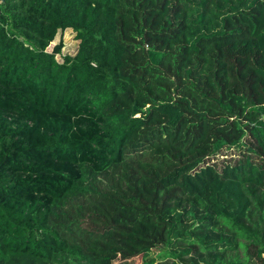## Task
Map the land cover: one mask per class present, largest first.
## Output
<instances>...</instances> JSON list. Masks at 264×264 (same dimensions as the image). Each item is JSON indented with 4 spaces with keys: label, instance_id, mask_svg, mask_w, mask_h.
I'll return each mask as SVG.
<instances>
[{
    "label": "trees",
    "instance_id": "trees-1",
    "mask_svg": "<svg viewBox=\"0 0 264 264\" xmlns=\"http://www.w3.org/2000/svg\"><path fill=\"white\" fill-rule=\"evenodd\" d=\"M102 182L141 264H264V0H0V264H109Z\"/></svg>",
    "mask_w": 264,
    "mask_h": 264
},
{
    "label": "rangeland",
    "instance_id": "rangeland-1",
    "mask_svg": "<svg viewBox=\"0 0 264 264\" xmlns=\"http://www.w3.org/2000/svg\"><path fill=\"white\" fill-rule=\"evenodd\" d=\"M59 39H62L64 43L61 54H73L76 51L78 40L74 37V31L71 28L58 30L55 38L48 45V49H51ZM61 54L57 53L56 58L60 60ZM237 150L238 148L234 147L232 152ZM105 187L106 183L99 184L100 192L84 201L81 214L77 215L74 212L77 202L71 205L65 221H69L72 227L78 228L84 235L98 234L107 237L105 242L98 238L95 241L109 254V264H141L139 254H131L122 246L123 231L130 219L127 203L118 198L114 192L104 195L102 191ZM159 249V247L153 248L150 256H154Z\"/></svg>",
    "mask_w": 264,
    "mask_h": 264
}]
</instances>
